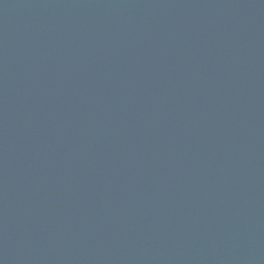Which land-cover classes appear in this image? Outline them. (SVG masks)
Listing matches in <instances>:
<instances>
[{
    "label": "water",
    "instance_id": "water-1",
    "mask_svg": "<svg viewBox=\"0 0 264 264\" xmlns=\"http://www.w3.org/2000/svg\"><path fill=\"white\" fill-rule=\"evenodd\" d=\"M0 264H264V0H0Z\"/></svg>",
    "mask_w": 264,
    "mask_h": 264
}]
</instances>
